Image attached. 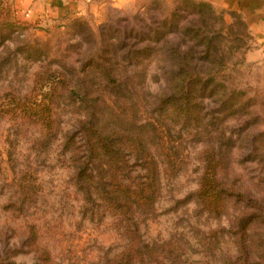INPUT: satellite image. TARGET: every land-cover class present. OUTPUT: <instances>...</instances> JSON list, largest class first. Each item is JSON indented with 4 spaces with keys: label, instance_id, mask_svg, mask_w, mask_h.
<instances>
[{
    "label": "rangeland",
    "instance_id": "obj_1",
    "mask_svg": "<svg viewBox=\"0 0 264 264\" xmlns=\"http://www.w3.org/2000/svg\"><path fill=\"white\" fill-rule=\"evenodd\" d=\"M46 5L0 0V264H44L42 253L48 264L101 263L136 227L151 251L169 244L180 264H225L246 250L264 264V55L242 17L202 0ZM182 79H192L186 89ZM153 119L167 157L152 146ZM95 125L107 154L142 136L158 162L155 204L129 232L100 199L114 188L108 168L85 170ZM128 153L109 172L133 183L148 171ZM208 159L219 214L194 196Z\"/></svg>",
    "mask_w": 264,
    "mask_h": 264
},
{
    "label": "trees",
    "instance_id": "obj_2",
    "mask_svg": "<svg viewBox=\"0 0 264 264\" xmlns=\"http://www.w3.org/2000/svg\"><path fill=\"white\" fill-rule=\"evenodd\" d=\"M237 14L235 12H231ZM239 15V14H238ZM246 26V24H245ZM247 29V26H246ZM248 31V29H247ZM249 32V31H248ZM250 33V32H249ZM176 71L179 76L185 74L188 71V66L186 61L176 65ZM164 78L168 77L167 71L162 73ZM190 78H193V75L189 74ZM192 82V79L186 81L185 79L175 81L176 87L181 89H186L188 84ZM193 87V85H189ZM198 84H194V89H196ZM161 106L166 105L165 97L159 98ZM38 108L34 109V115L39 117V120L45 125L49 126L50 112L42 106H36ZM166 107V106H165ZM165 110V109H164ZM163 110V111H164ZM32 112V113H33ZM31 114V113H30ZM150 126L154 131V139L157 140V143H153V147L158 148L161 152L160 154L164 157H167L165 154V141L164 136H162L163 126L159 121L155 119L152 120ZM91 131L90 136L86 139L87 152V162L85 164V170L88 168L89 164L94 165L95 161H98L99 167L104 165L108 168L107 173L108 178L111 180L107 186L113 187L111 189H103L100 193V199L105 205L106 209L117 216V218L126 221L127 232L131 230V224H134L135 216L140 214V212H146L152 210L155 200L157 198L158 187V162L154 152H150L147 149V145L143 143V137H138L139 139H128L122 138V143L116 150L115 155H109L106 151V146L101 138L99 131V125H95ZM87 130V129H86ZM109 136H114L109 134ZM125 149L129 151L128 154H139L138 158L140 163L144 164L147 169V174L137 180V182L128 183L127 180H124L122 177H116L114 173H111L114 168H119L120 161L117 159V155L120 151L124 152ZM124 150V151H123ZM214 161L212 159L206 160V165L204 172L199 181L198 189L195 191L194 196L197 203L208 213L210 214H219L221 211V202L223 191L220 190L218 184L215 181L214 177ZM109 170H111L109 172ZM93 179V176L90 174L86 178ZM248 224V221L244 223L245 226ZM154 250L151 251L149 246L143 244L138 235V229L132 231L131 239L127 247L118 255L113 258L106 260L97 264H180V257L177 255L171 248L169 244L164 243V245L152 246ZM151 251V252H148ZM40 260L44 264L50 262V258L47 253L41 254ZM261 256V254H260ZM263 256V255H262ZM260 257V260L264 262L263 257ZM251 259L249 257V252L246 250V253H241L240 256H237L233 260H227L225 264H250ZM12 264V263H11ZM259 264V263H257Z\"/></svg>",
    "mask_w": 264,
    "mask_h": 264
},
{
    "label": "crops",
    "instance_id": "obj_3",
    "mask_svg": "<svg viewBox=\"0 0 264 264\" xmlns=\"http://www.w3.org/2000/svg\"><path fill=\"white\" fill-rule=\"evenodd\" d=\"M100 0H18L22 5L34 7L40 4L45 9L46 3L56 6L55 10L63 11L71 6L72 10L82 12L88 3ZM217 8L239 14L248 31L253 36L260 55H264V0H202ZM82 10V11H81Z\"/></svg>",
    "mask_w": 264,
    "mask_h": 264
}]
</instances>
